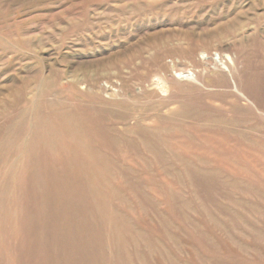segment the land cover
I'll return each mask as SVG.
<instances>
[{"label": "rangeland", "instance_id": "rangeland-1", "mask_svg": "<svg viewBox=\"0 0 264 264\" xmlns=\"http://www.w3.org/2000/svg\"><path fill=\"white\" fill-rule=\"evenodd\" d=\"M0 264H264V0H0Z\"/></svg>", "mask_w": 264, "mask_h": 264}, {"label": "bare ground", "instance_id": "bare-ground-1", "mask_svg": "<svg viewBox=\"0 0 264 264\" xmlns=\"http://www.w3.org/2000/svg\"><path fill=\"white\" fill-rule=\"evenodd\" d=\"M28 254V253H27ZM44 254V253H43ZM41 260V259H40Z\"/></svg>", "mask_w": 264, "mask_h": 264}]
</instances>
